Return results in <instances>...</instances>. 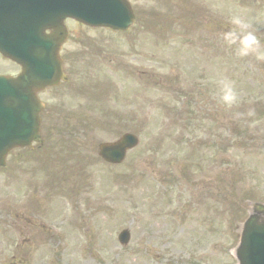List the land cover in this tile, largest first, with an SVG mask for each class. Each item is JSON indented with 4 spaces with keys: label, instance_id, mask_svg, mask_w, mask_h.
I'll return each mask as SVG.
<instances>
[{
    "label": "rangeland",
    "instance_id": "rangeland-1",
    "mask_svg": "<svg viewBox=\"0 0 264 264\" xmlns=\"http://www.w3.org/2000/svg\"><path fill=\"white\" fill-rule=\"evenodd\" d=\"M133 1L141 8L142 0ZM242 1L182 0L178 3L180 13L189 9L193 15L189 18L196 21L190 36L184 35L182 27L179 30L183 22L179 14L170 29L152 32L155 22L150 19L159 1L155 5L149 0V14L140 16L131 32L114 34L79 27L81 40L90 38L95 41L92 46H78L76 35L71 37L68 50L82 56V73L74 77V93L69 92L63 101H50L57 113L63 112L58 111L60 105L68 114L61 118L54 113L51 125L64 133L62 126L67 122L69 133H53L47 145L51 149L69 139L73 146L67 149L69 144H65L60 149H65L61 154L72 165H61L58 176L70 177L62 185L64 191L39 185L37 179L36 194L27 199L34 200L39 209L33 206L34 211H30L37 213V224L57 219L62 233L68 234L64 238L67 243L52 238L48 247L37 246L33 238L37 242V237L46 238L53 230L49 232L47 226L44 230L27 228L26 235L36 251L32 259L37 264H237L233 250L240 223L229 219L230 213L224 210L253 194L259 201L264 199V62L237 57L234 47L221 39V33L230 27L228 17L242 12L258 18L255 26L264 43V9L257 7L258 3L263 7L264 0ZM168 11L175 13V8ZM161 35L167 37L158 44L155 36ZM98 46L104 49L101 54L94 52ZM90 52L94 60L88 62L85 53ZM99 57L115 85L110 93H102L96 86L98 74L95 79L89 77L100 70ZM120 65L129 70L120 71ZM8 69V64L0 63L2 72ZM85 76L89 79L82 80ZM220 76L234 80L240 92V103L233 109L220 107L214 99L213 78ZM85 84L87 91L82 92ZM191 93L201 95L192 108ZM165 98L167 103H161ZM171 107L175 109L173 117ZM250 108L255 109L252 117L247 116ZM204 112L213 120L194 122L186 131L172 125L176 117L181 120L197 113L202 117ZM237 113L243 115L237 118ZM77 128L82 129L80 134L75 133ZM125 133L136 134L140 144L118 167L87 155L88 148L96 151L97 142H112ZM171 139H176L179 149ZM46 147L35 156L48 151ZM54 173L57 171L52 168ZM6 193L11 197L14 189ZM88 200L100 212L92 227H84L90 252V260H85L88 258L82 256L86 251L77 237L82 233L77 217L81 214L72 210ZM247 205L244 200L243 206ZM17 206L22 210L20 204ZM124 229L132 236L127 247L118 241ZM12 240L18 241V237L13 235ZM73 244L75 252L69 251ZM7 254L11 256L13 251Z\"/></svg>",
    "mask_w": 264,
    "mask_h": 264
},
{
    "label": "water",
    "instance_id": "water-1",
    "mask_svg": "<svg viewBox=\"0 0 264 264\" xmlns=\"http://www.w3.org/2000/svg\"><path fill=\"white\" fill-rule=\"evenodd\" d=\"M0 0V11L3 10L5 13L0 14V51L11 56L17 61L22 60L24 57H29L30 53L34 50H19L24 47L30 39L37 36H41L44 26L37 27L41 23L42 19L46 20V24H53L55 20L65 17H73L79 21H84L87 24L94 26H111L113 28H124L129 24V15L127 9L122 2H116V5L111 4L109 1L102 0H64V7L60 14L50 12L46 9V3L56 0H44L47 1L42 4V0H27L28 4L25 5L24 9H20L21 5H4ZM42 4V5H41ZM14 12L18 17L24 20L22 25L20 19L17 21L6 18L8 14ZM57 16H60L57 18ZM122 16V18H121ZM121 18V20H120ZM126 18V19H125ZM125 20V22H124ZM124 22V23H123ZM126 23V24H125ZM125 24V25H124ZM16 34H23L26 37L23 39L18 38ZM57 34L54 39L58 37ZM47 41V40H45ZM13 43H19L14 46L12 50L5 48ZM24 77L20 80L1 79L0 78V107L5 109L6 112L12 111L11 104L16 106L20 105H31L30 99H27L28 93L23 94L21 97H17L18 94L25 90ZM29 112V113H28ZM27 114L29 119H32L31 110ZM10 123L15 122L10 120L6 123L3 132H6V142L14 140L18 134L17 129L10 127ZM4 138L1 142H4ZM131 139L125 141L130 143ZM0 145H3L1 143ZM128 235L124 234L123 239L127 240ZM241 259L243 264H264V225H257L255 222H251L248 225L247 231L244 236L243 247L241 250Z\"/></svg>",
    "mask_w": 264,
    "mask_h": 264
},
{
    "label": "clouds",
    "instance_id": "clouds-1",
    "mask_svg": "<svg viewBox=\"0 0 264 264\" xmlns=\"http://www.w3.org/2000/svg\"><path fill=\"white\" fill-rule=\"evenodd\" d=\"M258 18L246 16L242 12H236L228 17L230 25L221 33V39L228 47H234L235 55L239 58L254 57L257 62H264V43L258 35L256 23ZM215 85L214 99L216 103L225 109H233L240 103V92L236 82L227 76L213 78ZM237 118L242 113H237ZM255 115V109H249L247 116Z\"/></svg>",
    "mask_w": 264,
    "mask_h": 264
}]
</instances>
